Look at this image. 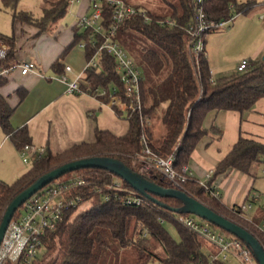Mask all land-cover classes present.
<instances>
[{
    "label": "trees",
    "instance_id": "obj_1",
    "mask_svg": "<svg viewBox=\"0 0 264 264\" xmlns=\"http://www.w3.org/2000/svg\"><path fill=\"white\" fill-rule=\"evenodd\" d=\"M18 1L3 0L5 5L14 7ZM71 1L42 0L43 13L40 17L29 11L15 9L13 22L32 24L39 28L40 33L47 32L65 17ZM124 1L144 8L154 19L146 23L142 17H130L120 25L116 35V39L142 70V114L150 117L152 124L144 127L141 124L140 112L135 111L127 115L120 106H116L118 116L125 115L128 121L125 133L118 134L96 126L93 140L75 143L58 152L47 149L46 153L35 159L30 169L14 182L9 183L0 178V223L8 204L16 195L43 174L68 161L97 155L110 156L122 160L139 172L138 155L142 150V134L147 136L150 147L161 156L169 155L177 147L175 166L179 169L189 163L192 152L205 135L217 133V137L221 136V129H207L204 126L209 112H244L264 97V65L254 68L249 66L245 72L219 79L215 84L211 83L206 53L195 57L187 47L184 26L193 18L191 0H160L163 9L158 12L150 10L140 0ZM253 4V1L239 3L238 0H206L205 11L209 19L223 20L229 19L233 14L247 11ZM103 9L105 25L108 26L111 23L112 11L106 3L103 4ZM166 17L175 19L177 24L170 26L157 22L158 19ZM92 33V29L77 26L73 41L65 48L61 57L73 47L85 42L86 61L89 62L96 53L90 45ZM99 41V44L103 41L101 36ZM0 42L10 48L5 65L16 63L14 34L0 32ZM96 60L95 65L91 64L84 70L81 87L85 91L96 87L108 90L117 88V93L124 101L129 102L115 59L106 50H101ZM54 67L60 73L65 70V65L60 59L55 62ZM5 79L7 78H1V83H4ZM108 99L109 96H106L103 101L107 102ZM12 112L6 100L0 96V126L16 148L21 150L25 144H32V139L26 127H13ZM156 121H161L164 132L158 130ZM262 162L264 143L241 136L213 170L207 183L212 186L218 175L233 168L251 172L253 167ZM66 175H82L90 181L85 190L78 188L73 193H82L86 200L91 201V205L84 210L67 211L57 227L43 236V247L32 264H107L110 257H114L117 264L120 251L128 247L134 248L138 253L136 264H148L151 260H159L164 264L208 263L209 255L203 249L201 237L176 218L178 212L172 208L182 205L177 198L154 195L167 205L161 206L143 195L140 205H125L122 201L123 192L111 194L109 200H103L106 185L112 182L113 175L116 174L102 168L84 167L60 177ZM151 180L163 187H171L160 177ZM123 184L130 190H135L127 181L123 180ZM183 185L187 192L217 212L247 227L257 235L264 246V233L255 225L261 221L260 217H254V223H251L234 215L229 207L211 195L195 178H190ZM95 186L101 190H93ZM18 216L17 210L13 218ZM166 224L176 229L179 239L171 235ZM212 226L218 227L214 224ZM220 229L229 236H234ZM3 264L12 263L7 261Z\"/></svg>",
    "mask_w": 264,
    "mask_h": 264
},
{
    "label": "built area",
    "instance_id": "obj_2",
    "mask_svg": "<svg viewBox=\"0 0 264 264\" xmlns=\"http://www.w3.org/2000/svg\"><path fill=\"white\" fill-rule=\"evenodd\" d=\"M73 1V0H72ZM92 12L81 15L77 21V25L83 29H92V37L90 45L95 49V55L86 63L85 69L96 64V57L101 50H106L116 61L118 72L125 87V96L129 102L117 93V88L108 90L104 87H96L85 91L81 87L84 71L73 74L71 65H65V70L57 76V79L66 85V92L69 94H88L92 98L102 99L109 96L107 104L109 107L115 108L120 106L125 113L132 114L135 111L140 112L142 126L146 127L152 124V119L142 114L143 101L141 93L142 70L137 65L135 59L127 52L125 47L116 39V35L120 25L128 18L133 16L142 17L143 21L150 23L154 21L153 17L147 13L144 8H138L133 4L124 0H91ZM206 0H191L193 18L184 26L186 32V41L188 51L192 56L198 57L200 53L205 52V38L208 31L222 29L229 25L236 14L229 19L211 20L207 17L205 11ZM106 3L111 8V23L105 25V16L103 4ZM264 18V15H262ZM161 25L175 26V19L170 17L158 19ZM103 38L101 44L99 37ZM81 48H85L86 43L79 44ZM10 53L7 44L0 42V78H8L13 71L20 70L22 74H27L35 70V63L32 60L5 65V61ZM250 66L248 59L243 58L238 63L237 70L239 73L245 72ZM84 69V70H85ZM212 84L215 82L210 78ZM141 154L138 155L140 162L139 172L147 178H157L158 175L168 180L171 187L186 190L184 183L190 178H194L193 172L188 164H184L179 169L176 168V150L177 147L167 156H161L151 147L149 140L145 134L141 135ZM24 161H28L29 157L38 159L46 153L44 147L34 144H25L20 150ZM213 171L208 175V179L212 176ZM112 182L106 185L103 192V200H109L111 194L124 193L122 201L125 205H140L143 201V195L135 190H130L123 184V179L113 175ZM208 192L214 197L221 199L219 190L209 186L207 180H198ZM90 181L82 175H66L56 178L47 185L43 186L32 194L19 208V216L12 218L5 236L0 245V264L11 262L12 264H32L43 247V236L47 231L54 230L57 225L64 219L67 211L71 209H80L84 202L91 203L86 200L82 193H73L76 189L85 190V186ZM93 190L100 191L98 186ZM260 198L259 193H254L250 197L239 204L229 207V210L241 219L254 223V219L248 212L252 209L253 202ZM176 218L194 230L201 238L212 243L217 251L209 253V261L207 264H218L219 262H227L230 258H234L240 264H259L253 250L237 236H229L222 230H217L211 225H204L198 222L193 214L177 213ZM259 231L264 233V223H256ZM257 236V235H256Z\"/></svg>",
    "mask_w": 264,
    "mask_h": 264
},
{
    "label": "crops",
    "instance_id": "obj_3",
    "mask_svg": "<svg viewBox=\"0 0 264 264\" xmlns=\"http://www.w3.org/2000/svg\"><path fill=\"white\" fill-rule=\"evenodd\" d=\"M74 1H76L74 4L76 13L74 12L73 17L68 16L69 19L67 20L69 21L65 23L62 21L65 18L60 19L59 23L57 22L47 32L40 33L39 28L36 26L22 22H13L12 32L0 31L7 35L14 34V60L16 63L32 60L36 65L35 70L27 74H22L20 70L13 71L4 83H1L0 78V96L6 100L13 111L11 115L13 127H26L31 135V143L44 147L46 151L47 149L52 150L50 136L46 142L39 144L36 139L35 126L37 124L35 122L37 121L35 120L46 111L52 110L58 103H66L65 101L71 100L69 99L71 95L66 92V85L57 79L60 71L54 67V64L60 59L63 65H71L73 74H76L83 72L87 63L85 50L79 45L73 47L61 57L65 48L74 39V31L78 26L79 17L93 10L91 0H73L71 4ZM248 1H253L254 4L247 11L237 13L227 27L210 31L213 33L218 32L219 42L215 45L216 50L224 52L228 49L230 51L236 42L242 43V53L238 54L235 60L229 63L217 64L210 57L211 54L207 49L208 40L205 38L208 70L210 78L215 83L219 79L238 74V63L243 58L249 60L251 68L264 65V18H262V15H264V1L258 4L256 0H238L239 3ZM223 40H227L226 47L222 44ZM61 70H63V66ZM82 95H85V93L74 94L76 97H82ZM88 97L99 108V111L92 108L88 109L89 116L96 117L97 112H101L105 108L118 115L116 108L109 107L100 99L92 98L90 95ZM204 126L207 129L217 127L221 129L222 134L220 137H217V133L205 135L192 152L188 165L196 180H208L209 173L215 170L216 166L231 151L241 136L264 143V97L244 112L213 110L207 114ZM5 144H8L9 150L20 151L0 126V151ZM52 151L54 152V150ZM260 165L261 163L253 167L251 172L233 168L215 178L212 187L219 190L220 200L225 206L230 207L242 203L254 193H259L260 198L253 202L251 210L253 211L257 205H264V182L256 176L262 175L258 172ZM256 211L257 214L260 212V215L258 214V217L261 218L259 223H264V210L258 208ZM254 217L252 218L254 219Z\"/></svg>",
    "mask_w": 264,
    "mask_h": 264
},
{
    "label": "rangeland",
    "instance_id": "obj_4",
    "mask_svg": "<svg viewBox=\"0 0 264 264\" xmlns=\"http://www.w3.org/2000/svg\"><path fill=\"white\" fill-rule=\"evenodd\" d=\"M143 2L150 10L154 12H158L159 9H163L162 5L160 6V0H140ZM264 0H256V3H261ZM74 1L70 4L68 8V12L66 13L65 17H63L62 21L65 23L69 21L67 19L68 16L75 12L74 10ZM162 4V3H161ZM16 10H29L31 11L34 16L40 17L42 15V0H19L16 7L13 5H5L3 0H0V31L2 32H12L13 26V13ZM76 13V12H75ZM258 22V20H256ZM232 22V21H231ZM59 23V21H58ZM62 23V22H60ZM223 32V31H222ZM218 32H210L206 36L208 40L207 49L210 52L212 59L220 63H229L235 60L238 54H241V42H236L233 48L229 51L228 49L222 52V50H216L215 45H217L218 41ZM227 39V38H226ZM213 42V44H212ZM222 44L225 46L227 44V40H223ZM226 47V46H225ZM212 48V51H211ZM224 49V48H223ZM69 99L70 101H65L58 103L55 105L53 109L46 111L45 113L41 114L35 121V129L37 131L36 139L39 144H43L46 142L47 138L49 137L51 140V148L54 152L62 151L75 143H79L82 141H91L94 139V132L95 127L98 126L102 129H110L118 134H123L126 132L128 127V121L126 116H118L112 110L109 111L108 109H103L101 112L99 111L98 106L94 105L92 100L88 97L87 94L82 95V97L74 96V94H70ZM92 108L93 110L96 109L97 116H89L88 109ZM92 110V112H93ZM155 125L157 128L164 130V126L161 121H156ZM164 132V131H163ZM10 141V140H9ZM8 141V143H10ZM34 157H29V160L26 162L23 160L21 152L9 150L8 144L0 151V178L6 182H14L17 178L23 175L26 171L30 169L32 164L34 163ZM264 163H261L258 172L262 175H256L260 181L264 182V175H263ZM161 179L164 180L168 185V180L164 179L163 176L158 175ZM260 184V182H259ZM262 193V192H261ZM91 204L88 202H84L83 205L80 207L79 210H84L88 208ZM261 208L264 210V205H257L255 206L254 210H250L248 215L251 217H258L257 209ZM264 212V211H263ZM260 215V214H259ZM195 219L204 225H211L208 221L194 215ZM260 217V216H259ZM169 232L175 239H179V235L176 229L168 224ZM212 226V225H211ZM217 230H221L219 227H216ZM203 249L206 253H211L217 251L216 247L208 242L206 239L201 238ZM114 256V255H113ZM138 258L137 251L132 248L128 247L124 250H121L119 253V259L117 264H136ZM227 264H240L234 258H230ZM107 264H115V258L110 257ZM148 264H164L159 260H151Z\"/></svg>",
    "mask_w": 264,
    "mask_h": 264
},
{
    "label": "water",
    "instance_id": "obj_5",
    "mask_svg": "<svg viewBox=\"0 0 264 264\" xmlns=\"http://www.w3.org/2000/svg\"><path fill=\"white\" fill-rule=\"evenodd\" d=\"M84 167L102 168L116 174L127 181L137 192L161 206L167 205L154 195L177 198L182 202V205L178 208H172L175 212L196 215L241 238L253 250L259 264H264V246L259 238L247 227L217 212L186 190L174 187H163L140 172L133 170L122 160L115 157L99 155L75 159L53 168L16 195L8 204L0 223V245L15 212L32 194L65 173Z\"/></svg>",
    "mask_w": 264,
    "mask_h": 264
}]
</instances>
